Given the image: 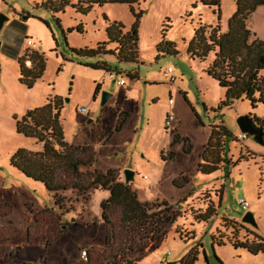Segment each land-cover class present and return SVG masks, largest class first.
Segmentation results:
<instances>
[{
	"label": "rangeland",
	"instance_id": "1",
	"mask_svg": "<svg viewBox=\"0 0 264 264\" xmlns=\"http://www.w3.org/2000/svg\"><path fill=\"white\" fill-rule=\"evenodd\" d=\"M42 2L0 0V16L8 19L0 31V42L9 39L10 50L23 56L28 49L34 51L27 45L30 40L45 59L41 79L27 89L19 83L17 61L0 49V61L5 64L0 81V230L15 237L3 244L0 264H184L194 248L198 251L194 264H264V252L254 256L231 246L264 242V145L250 136L243 141L236 138L241 134L238 119H264V105L251 109L247 101H237L218 113L236 138L227 145L233 164L209 176L197 171L210 125L222 122L211 110L223 100L224 90L205 73L212 54L200 61L191 58L187 48L199 26L214 28L218 24L216 14L198 0H138L134 5L138 19L126 5L94 7L85 15L66 6L53 15L40 7ZM235 6L236 0H220V33L226 32ZM21 14L28 16L21 21L24 29L19 23ZM113 22L125 31L136 27L137 63L70 54L69 49H93L106 42L105 30ZM246 27L252 39L264 43V6L248 17ZM160 42L172 44L177 55L157 53ZM62 56L72 62H64ZM98 63H105L109 72L88 67ZM25 64L30 66L29 61ZM168 68L175 72L173 85L166 83ZM109 73L115 74L113 80ZM132 74L134 79L129 77ZM120 79L123 86L117 85ZM96 82L101 85L93 98ZM104 93L109 97L103 102ZM54 97L62 101L59 124L65 143L85 148L94 157L90 169L81 170L83 174L114 173L140 203L152 205L149 213L163 209L156 205L166 204L176 216L175 221L164 222L151 241L142 240L144 234L137 237L139 246L123 258H115L123 247L119 235L112 240L113 252L104 249L106 238L112 236L101 208L110 198L108 191H66L56 198L10 166L18 150H40L33 139L16 133V122ZM81 108L87 113H81ZM167 114L174 120L166 129ZM54 149L60 147L54 144ZM125 171L134 173L129 183H125ZM57 199L60 208L55 205ZM240 201L247 205L246 211ZM208 207L215 216L205 223L196 222L194 216ZM247 212L257 228L242 223ZM119 217L116 208L111 220L117 223ZM37 219H41L37 231H44L53 220L59 232L49 246L41 244L46 237L37 231V244L27 241V232ZM212 239L224 245L212 246ZM83 251L86 258L81 257Z\"/></svg>",
	"mask_w": 264,
	"mask_h": 264
},
{
	"label": "trees",
	"instance_id": "2",
	"mask_svg": "<svg viewBox=\"0 0 264 264\" xmlns=\"http://www.w3.org/2000/svg\"><path fill=\"white\" fill-rule=\"evenodd\" d=\"M71 2L74 4L70 5ZM137 3L138 0H55L54 2L43 0L40 7L56 15L62 13L64 7L71 6L76 13L85 15L94 7L120 4L128 6L130 13L138 19L139 15L134 14V5ZM198 3L202 7L211 9L216 14L218 22L214 28L199 26L194 31L193 40L187 48V54L200 61H205L210 54L213 56L205 73L224 90V98L211 111L218 114L223 109L230 108L237 101H247L251 109H255L260 104L264 105V43L252 39V34L246 27V20L256 8L264 6V0H236L235 12L228 20L225 33H220L219 27L220 0H198ZM19 17L21 24L28 16L21 14ZM22 28H25L23 23ZM80 29L79 26L76 28L78 33H81ZM206 30H210L208 35H206ZM105 34L106 42L97 44L93 49H69L70 54L77 58L111 56L120 63L138 62V37L135 26L130 31H125L121 24L109 23ZM156 51L159 54L177 55L173 45L164 42L156 46ZM39 52L28 49L23 56H19L18 52L8 54L17 61L19 83L27 89L41 79L45 69V59ZM63 60L72 62L64 57ZM27 61L30 62L29 67L25 64ZM88 67L109 72L105 63ZM129 77L134 79L135 75L132 74ZM99 90L100 85L97 84L93 98ZM61 109V99L54 97L48 99L44 106L26 112L22 119L16 122V133L26 139H33L36 144L40 145V150L37 152L18 150L11 157L10 166L25 178L42 184L48 192L56 194V198L58 193L66 191L77 193L108 191L110 198L101 205V208L102 218L110 226L112 236L106 238L104 249L113 252L112 240L119 235L123 241V247L115 258H123L139 246L137 237L144 234L142 240L151 241L153 233H158L164 222L175 221L176 216L171 214L172 209L166 204L156 205L157 208L163 207V209L157 213H149L152 205L140 203L129 186L119 182L114 173L109 172L102 175L89 172L83 174L81 170L90 169L94 157L85 148L65 143L59 124ZM218 116L222 121V116L220 114ZM254 121L264 131V119H254ZM210 129L209 140L200 155V162L197 166V171L204 176L215 174L232 166V160L228 157L227 145L236 142V138L224 126L223 121L220 124H211ZM54 144L58 145L60 150H55ZM241 158L247 159L244 156ZM58 201L57 199L55 205L60 208ZM116 208L120 209L117 223L111 220ZM167 214L172 216L171 219L166 216ZM214 216L215 211L208 207L203 213L196 214L194 220L198 223H205ZM57 217H54L55 221ZM41 219H37L35 225L27 232V241L30 244H37L34 234L41 224ZM44 229L43 231L40 228L41 231L37 232H41V235L44 233L43 236L46 237L45 242L41 244L49 246L58 238L59 232L55 230L53 220L46 223ZM14 238V236L8 237L5 229L0 230V260L4 251L3 244ZM214 245L223 246L224 244L212 239V246ZM231 246L234 249L246 250L254 256L264 252V242H235ZM197 258L198 251L194 248L188 253L183 263L194 264Z\"/></svg>",
	"mask_w": 264,
	"mask_h": 264
},
{
	"label": "water",
	"instance_id": "3",
	"mask_svg": "<svg viewBox=\"0 0 264 264\" xmlns=\"http://www.w3.org/2000/svg\"><path fill=\"white\" fill-rule=\"evenodd\" d=\"M7 18L0 16V31L4 25L5 22H7ZM3 77V69H0V81ZM109 97L108 94H103V102ZM239 130L242 134H246L247 136H250L253 138V140L258 143L259 145H264V131L261 129L254 119H252L249 116H242L237 121ZM134 173L131 171H125V183H129L131 180H133ZM242 223L248 224L251 227L257 228V224L254 220L253 215L250 212H247L243 218Z\"/></svg>",
	"mask_w": 264,
	"mask_h": 264
},
{
	"label": "built area",
	"instance_id": "4",
	"mask_svg": "<svg viewBox=\"0 0 264 264\" xmlns=\"http://www.w3.org/2000/svg\"><path fill=\"white\" fill-rule=\"evenodd\" d=\"M27 45L28 47H32L33 50L35 51H38L36 49V46L34 45V43H32V41L28 40L27 41ZM165 79H166V83H168L169 85H173L175 82H176V77H175V72L172 68H168L166 71H165ZM115 78V74L114 73H109V79L113 80ZM125 84L124 80L123 79H120L117 81V85L119 86H123ZM172 104V101L170 100L169 101V105ZM80 112L81 113H87L86 109L85 108H81L80 109ZM174 120V117L173 115L171 114H167L166 116V119L164 121V127L167 129L168 127L171 126V122ZM248 136L246 134H239L236 138L237 140L239 141H243L247 138ZM239 204L242 206V209L244 211L247 210V205L243 202V201H240ZM81 257L82 258H86V252H82L81 253Z\"/></svg>",
	"mask_w": 264,
	"mask_h": 264
},
{
	"label": "crops",
	"instance_id": "5",
	"mask_svg": "<svg viewBox=\"0 0 264 264\" xmlns=\"http://www.w3.org/2000/svg\"><path fill=\"white\" fill-rule=\"evenodd\" d=\"M13 24L14 23H16V21L13 19L12 21H11ZM21 25V24H20ZM24 25V24H23ZM22 27V26H21ZM22 29V28H21ZM23 30V29H22ZM3 49V51H4V53H7V54H14L15 52H17V50L15 49L14 51L13 50H10L11 48H10V43H9V39H5L3 42H0V49ZM3 69V74H4V71H5V64H4V62H2V61H0V69ZM97 84H99V85H101L100 83H98V82H96L95 83V86L97 85ZM94 86V87H95Z\"/></svg>",
	"mask_w": 264,
	"mask_h": 264
}]
</instances>
